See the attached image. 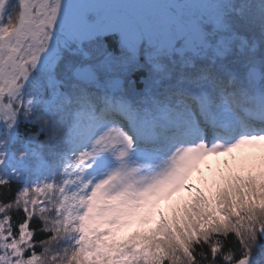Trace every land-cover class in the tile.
Returning a JSON list of instances; mask_svg holds the SVG:
<instances>
[{
  "label": "snow or ice",
  "instance_id": "1",
  "mask_svg": "<svg viewBox=\"0 0 264 264\" xmlns=\"http://www.w3.org/2000/svg\"><path fill=\"white\" fill-rule=\"evenodd\" d=\"M0 264H264V0H0Z\"/></svg>",
  "mask_w": 264,
  "mask_h": 264
},
{
  "label": "rangeland",
  "instance_id": "2",
  "mask_svg": "<svg viewBox=\"0 0 264 264\" xmlns=\"http://www.w3.org/2000/svg\"><path fill=\"white\" fill-rule=\"evenodd\" d=\"M251 151H253V150H251V149L236 150L231 154H222L219 157H209L208 161L212 165L213 168H215L217 166V164H219L222 167L225 161H227L228 163H233V158H235L236 162H239L241 160V158L246 153L251 152ZM258 161H259V157L257 156L255 163H258ZM204 175L210 176L211 172L206 168L204 170ZM184 196H187V193H185ZM162 209L165 211L166 208H162ZM169 211H170V208L168 207L167 211H165V212L168 213ZM147 226L148 227H154V224L147 225Z\"/></svg>",
  "mask_w": 264,
  "mask_h": 264
},
{
  "label": "trees",
  "instance_id": "3",
  "mask_svg": "<svg viewBox=\"0 0 264 264\" xmlns=\"http://www.w3.org/2000/svg\"><path fill=\"white\" fill-rule=\"evenodd\" d=\"M180 195H183V196H184L185 193H182V194H180ZM178 198H179L178 196H174V197L172 198L171 201H163V202L161 203V207H162V208H166L165 211H167L169 205H170L172 202L176 201Z\"/></svg>",
  "mask_w": 264,
  "mask_h": 264
}]
</instances>
